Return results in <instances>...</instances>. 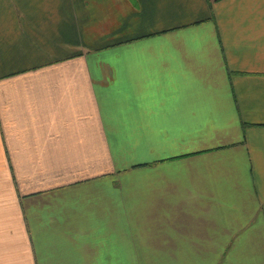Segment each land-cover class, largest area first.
I'll list each match as a JSON object with an SVG mask.
<instances>
[{"label": "crops", "instance_id": "crops-1", "mask_svg": "<svg viewBox=\"0 0 264 264\" xmlns=\"http://www.w3.org/2000/svg\"><path fill=\"white\" fill-rule=\"evenodd\" d=\"M0 264H264V0H0Z\"/></svg>", "mask_w": 264, "mask_h": 264}]
</instances>
